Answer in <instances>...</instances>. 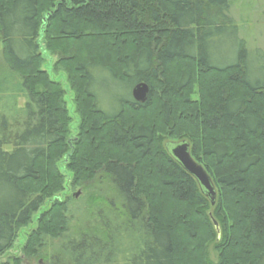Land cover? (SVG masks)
Instances as JSON below:
<instances>
[{
	"label": "trees",
	"instance_id": "1",
	"mask_svg": "<svg viewBox=\"0 0 264 264\" xmlns=\"http://www.w3.org/2000/svg\"><path fill=\"white\" fill-rule=\"evenodd\" d=\"M45 39L79 94L74 179L104 186L70 236L55 201L25 253L49 236L62 240L49 264H264V49L248 47L230 0H0V255L64 186L70 118ZM163 136L190 142L214 205Z\"/></svg>",
	"mask_w": 264,
	"mask_h": 264
},
{
	"label": "rangeland",
	"instance_id": "2",
	"mask_svg": "<svg viewBox=\"0 0 264 264\" xmlns=\"http://www.w3.org/2000/svg\"><path fill=\"white\" fill-rule=\"evenodd\" d=\"M230 5L231 12L239 25L240 34L247 41L248 47L251 49L252 47L264 49V0H230ZM40 45L44 59L42 69L47 70L50 77L62 85L65 91L64 100L70 118L67 136L69 150L58 162V167L64 175V186L61 191L45 201L38 213L32 218L31 224L18 232L13 245L0 255V264H49L51 255L61 245V239H52L49 236L44 238L42 248L35 256L28 255L24 250L29 235L39 227L38 220L41 213L50 210L55 201L65 202L67 208L65 218L69 226L66 235L70 236L76 233L77 230L86 227L89 221H93V215L97 212L101 196H103L102 189L104 184H100L98 176L96 179L85 181L83 184L80 183L81 181L78 183L74 179V173L70 167L71 160L69 159L80 136V128L82 126V116L79 112L78 103L79 94L77 88L73 87L75 78L70 74L69 68L63 62V53L60 51L52 52L48 47V45H51L47 39L41 40ZM2 48L0 43V69L5 66ZM66 54L71 56L74 53L68 51ZM24 102L25 99L21 96L18 100L19 105L22 106ZM162 138L165 148L169 142L181 141L169 136H163ZM211 210V207L208 208L207 213H211ZM207 252L210 259L216 262L218 254L215 249V240L208 244Z\"/></svg>",
	"mask_w": 264,
	"mask_h": 264
},
{
	"label": "water",
	"instance_id": "3",
	"mask_svg": "<svg viewBox=\"0 0 264 264\" xmlns=\"http://www.w3.org/2000/svg\"><path fill=\"white\" fill-rule=\"evenodd\" d=\"M150 88L146 82L136 84L132 89V96L135 101L145 103L149 97ZM166 149L170 155L180 164V166L189 173L198 182V185L214 205L216 202L217 193L212 180L205 170V168L194 159L191 153V145L187 140L177 142H169L166 144ZM217 231L219 230L218 224L214 221Z\"/></svg>",
	"mask_w": 264,
	"mask_h": 264
}]
</instances>
